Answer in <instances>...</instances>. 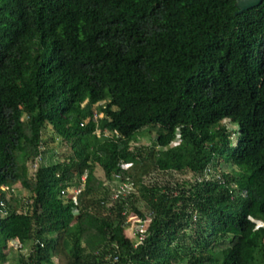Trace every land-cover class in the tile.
Wrapping results in <instances>:
<instances>
[{
	"label": "trees",
	"instance_id": "obj_1",
	"mask_svg": "<svg viewBox=\"0 0 264 264\" xmlns=\"http://www.w3.org/2000/svg\"><path fill=\"white\" fill-rule=\"evenodd\" d=\"M236 1L0 0V264H264V1ZM49 127L72 155L31 175Z\"/></svg>",
	"mask_w": 264,
	"mask_h": 264
},
{
	"label": "rangeland",
	"instance_id": "obj_2",
	"mask_svg": "<svg viewBox=\"0 0 264 264\" xmlns=\"http://www.w3.org/2000/svg\"><path fill=\"white\" fill-rule=\"evenodd\" d=\"M104 103H101L100 105H103ZM94 119L95 121H98V119L103 117L102 113H98L97 108L94 107ZM228 128L230 129V131L233 132V130L235 129L234 126L232 125H228ZM231 132V133H232ZM53 134L52 129L49 127L48 130L45 132L43 139L47 142H45L43 144V162L45 165L51 161L55 162V161H63L64 159L69 158L72 155V151L69 145L65 144L63 141H61L60 139H55V142H51V135ZM156 133L154 130H142L141 132L138 133L137 135V140H135V142L132 143V149H134L135 147H139V146H147V147H151L153 144V141L156 139ZM233 139L234 136L232 135V141L230 144H234L233 143ZM231 145V146H232ZM43 164V165H44ZM35 165V163H34ZM35 170V167L33 166V163L29 164V171L30 174L33 175V171ZM227 170V169H226ZM228 171V170H227ZM219 174V173H218ZM96 175L98 177H103V172L102 170L97 167L96 169ZM194 181L195 178L192 174L190 173H185V174H179V173H158V172H154L152 173L150 176H148L145 179L146 184H153V183H157L159 185H167V184H174V183H182L184 181ZM19 190V189H18ZM28 193L26 191H24L21 194V198L22 201L25 200V198L28 197ZM139 209H142V203H139L138 205ZM126 233L128 234V230H126ZM17 245L16 243L14 244V246ZM31 243L29 242L28 245H25V247L22 249L21 252H18L16 254H12L7 262V264H15L18 254L22 253V254H26L29 251V247H30ZM13 246V244H12Z\"/></svg>",
	"mask_w": 264,
	"mask_h": 264
},
{
	"label": "built area",
	"instance_id": "obj_3",
	"mask_svg": "<svg viewBox=\"0 0 264 264\" xmlns=\"http://www.w3.org/2000/svg\"><path fill=\"white\" fill-rule=\"evenodd\" d=\"M98 133H100L98 131ZM105 136H109V132L105 131ZM42 153L37 157L36 161L33 163V166L36 168L42 161ZM114 181L107 183V185L111 186V203L110 207L113 208L114 205L119 202V200H122L123 198L129 196L134 190L135 185L133 182L129 181L128 179L126 181H123L122 176L120 174H116L114 176ZM87 181V174H84L81 179L79 180L77 185H73L72 187H69L67 189L62 190L61 195L73 198L75 201H77L78 196L83 192L85 184ZM125 214V213H124ZM125 224L129 225L127 228L130 232V236L137 241L136 246L139 244H142L145 239L147 238V228L149 223L148 220H143L136 214H132L128 217L127 221H124ZM118 258L115 257V260Z\"/></svg>",
	"mask_w": 264,
	"mask_h": 264
},
{
	"label": "water",
	"instance_id": "obj_4",
	"mask_svg": "<svg viewBox=\"0 0 264 264\" xmlns=\"http://www.w3.org/2000/svg\"><path fill=\"white\" fill-rule=\"evenodd\" d=\"M264 0H237L235 3L236 8L238 9V14L258 7L263 3Z\"/></svg>",
	"mask_w": 264,
	"mask_h": 264
},
{
	"label": "crops",
	"instance_id": "obj_5",
	"mask_svg": "<svg viewBox=\"0 0 264 264\" xmlns=\"http://www.w3.org/2000/svg\"><path fill=\"white\" fill-rule=\"evenodd\" d=\"M127 235H129L130 236V232L128 231V234ZM131 237V236H130Z\"/></svg>",
	"mask_w": 264,
	"mask_h": 264
},
{
	"label": "clouds",
	"instance_id": "obj_6",
	"mask_svg": "<svg viewBox=\"0 0 264 264\" xmlns=\"http://www.w3.org/2000/svg\"><path fill=\"white\" fill-rule=\"evenodd\" d=\"M101 132V131H100ZM109 135H110V133H109ZM42 159H43V156H42ZM62 196V195H61Z\"/></svg>",
	"mask_w": 264,
	"mask_h": 264
}]
</instances>
